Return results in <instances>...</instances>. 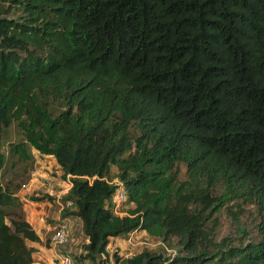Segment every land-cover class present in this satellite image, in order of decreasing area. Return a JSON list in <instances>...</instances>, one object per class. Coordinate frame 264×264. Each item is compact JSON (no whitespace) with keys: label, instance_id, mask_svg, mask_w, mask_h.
I'll list each match as a JSON object with an SVG mask.
<instances>
[{"label":"trees","instance_id":"16d2710c","mask_svg":"<svg viewBox=\"0 0 264 264\" xmlns=\"http://www.w3.org/2000/svg\"><path fill=\"white\" fill-rule=\"evenodd\" d=\"M12 121L18 156L67 176L91 264H264V0H0V135ZM5 183L0 264H29L39 236ZM137 229L176 251L109 262Z\"/></svg>","mask_w":264,"mask_h":264},{"label":"rangeland","instance_id":"374dc122","mask_svg":"<svg viewBox=\"0 0 264 264\" xmlns=\"http://www.w3.org/2000/svg\"><path fill=\"white\" fill-rule=\"evenodd\" d=\"M21 141V133L14 121L2 128L0 143L4 160L0 170V182L2 185L8 182V187L11 188L17 185L15 191L21 202L23 216L33 229H36L35 232H37L39 236V240L33 241L32 243L35 248L32 252V261H38L44 264H91L88 259L79 257L82 251V244L85 241L80 228L79 218L73 214H63L65 207H69L64 204L62 205L60 199L68 186L67 176L63 177L61 175L60 169L55 166L51 157L41 156L37 150L28 144H25L24 148L31 153L32 157H19L17 152L12 149V145ZM43 171H46L47 174L51 176L49 183H39L44 178L43 175H41ZM113 172H115V168L112 166L110 174H113ZM177 178L180 180L185 178L183 164H179ZM113 180H116L115 177H111L110 181ZM22 183L25 185L20 188ZM46 185H48V187ZM46 195H50L51 198L57 199L58 203L53 202L54 204L49 207L47 216L43 219L44 224L42 227H39L36 226L35 221L39 219L40 215L34 214V212H38V209L32 208L29 201H34V197ZM243 206L244 210L240 212L239 220L245 225V229H248L250 226L249 220L252 207L247 203L243 204ZM130 207L131 204L125 201H121L115 205L113 204L112 206L113 210L118 214H123ZM229 207L234 208L235 206L230 203L226 207H222L217 213V236L235 231V226L230 221L228 215ZM34 215L37 216L36 219H34ZM55 216H57V218ZM61 219H64L66 222L69 239L64 244H53L50 235L56 223ZM241 240L246 241V237H241ZM27 242L29 243V241ZM143 248L154 250L162 249L165 255L174 253V250L176 251L175 248L174 250L168 248V246L163 244L158 238L146 234L143 230L137 229L130 232L128 235L109 238L106 245L108 261L112 262V253H115L119 258H124ZM118 264L120 263L118 262Z\"/></svg>","mask_w":264,"mask_h":264},{"label":"built area","instance_id":"2783aa9c","mask_svg":"<svg viewBox=\"0 0 264 264\" xmlns=\"http://www.w3.org/2000/svg\"><path fill=\"white\" fill-rule=\"evenodd\" d=\"M25 184H21V186H23ZM125 198V194L124 191L121 187V184H117L116 188H115V192L112 196V202L113 204H117L121 201H123ZM65 206H69L70 205V201L69 200H65L64 202ZM50 239L51 242L53 244H64L68 241L69 236H68V232H67V226H66V222L64 221V219L59 220L56 225L54 226V229L50 235ZM29 264H44V263H40L38 261H31ZM165 264V263H162Z\"/></svg>","mask_w":264,"mask_h":264},{"label":"crops","instance_id":"0c3cea01","mask_svg":"<svg viewBox=\"0 0 264 264\" xmlns=\"http://www.w3.org/2000/svg\"><path fill=\"white\" fill-rule=\"evenodd\" d=\"M41 175H43L44 178L39 183L40 184H42L43 182H45V184L49 183V180L51 179V176L48 175L46 171H43L41 173ZM46 186H48V185H46ZM22 191H25V190H22ZM53 202L54 203H58L57 199H55V198H51V199L50 198H48V199L44 198L42 200L29 201V203L31 204L32 208L38 209V212H34V214H39L40 217H41V218L39 217V219L35 221L36 226H39V227L43 226V224H44L43 223V219H44V217L47 216V212L49 211V207H51V205L54 204ZM55 217L57 218V216H55ZM36 218H37V216L34 215V219H36ZM35 231H36V229H35ZM32 243L33 242H29V244L33 245Z\"/></svg>","mask_w":264,"mask_h":264},{"label":"clouds","instance_id":"9594fccd","mask_svg":"<svg viewBox=\"0 0 264 264\" xmlns=\"http://www.w3.org/2000/svg\"><path fill=\"white\" fill-rule=\"evenodd\" d=\"M40 154V153H39ZM41 156H43V157H50L51 155H48V154H40ZM51 158L53 159V161H54V163H55V160H54V158L51 156ZM55 166H56V164H55ZM57 167V166H56ZM67 184H68V186H67V188L69 187V181L67 180ZM22 186L20 185V188H21ZM48 187V186H47ZM67 188L65 189V191L67 190ZM50 196V195H49ZM56 198H57V195H56ZM64 202L65 201H63V202H61L62 203V205L64 204ZM71 204V203H70ZM70 206V205H69Z\"/></svg>","mask_w":264,"mask_h":264}]
</instances>
